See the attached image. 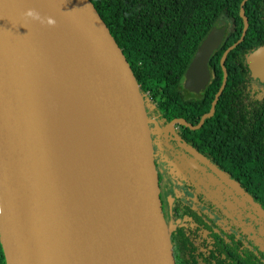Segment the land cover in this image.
Returning <instances> with one entry per match:
<instances>
[{
  "label": "water",
  "instance_id": "95a60500",
  "mask_svg": "<svg viewBox=\"0 0 264 264\" xmlns=\"http://www.w3.org/2000/svg\"><path fill=\"white\" fill-rule=\"evenodd\" d=\"M67 1L102 48L96 54L78 47L75 54L79 58L89 53L94 58L91 81L106 121L115 176L108 188L102 187L101 201L106 202L103 194L104 199L112 196L116 207L108 222L122 228H108L100 216L101 206L96 205L98 227L80 216L66 221L63 198L73 207L94 203L79 198L80 179L74 180L79 188L73 193L59 189L65 178L53 160L40 91L43 80L37 73L41 52L33 17L26 15L29 0H0V244L5 264H175L172 228L165 223L159 197L145 98L93 3ZM226 30V26H213L203 38L184 72L185 89L195 93L205 89L210 81L209 59ZM247 64L251 74L264 82V45L248 54ZM63 164L70 165V159ZM72 166L86 167L77 161Z\"/></svg>",
  "mask_w": 264,
  "mask_h": 264
},
{
  "label": "trees",
  "instance_id": "16d2710c",
  "mask_svg": "<svg viewBox=\"0 0 264 264\" xmlns=\"http://www.w3.org/2000/svg\"><path fill=\"white\" fill-rule=\"evenodd\" d=\"M90 1L126 57L140 93L156 100L164 117L190 114L197 123L209 114L192 131L194 143L202 158L249 200L204 161L201 169H177L180 182L205 195L207 185L212 186L206 199L223 211L239 235L200 226L190 207L180 208V217L187 215L170 236L175 264H264L262 240L254 233L256 219L264 221V82L247 64L248 54L264 45V0ZM220 17L230 20V28L209 59L213 78L200 100L185 102L178 91L184 72ZM247 209L250 224L245 228ZM0 264H5L1 244Z\"/></svg>",
  "mask_w": 264,
  "mask_h": 264
},
{
  "label": "bare ground",
  "instance_id": "6f19581e",
  "mask_svg": "<svg viewBox=\"0 0 264 264\" xmlns=\"http://www.w3.org/2000/svg\"><path fill=\"white\" fill-rule=\"evenodd\" d=\"M29 5L30 9L39 14V19L33 18L41 52L37 73L43 80L40 91L53 148V160L55 165L66 173L68 170L63 167L65 165L63 163L68 159V151L65 148L66 135L72 137L75 133L78 135L80 133V136L85 138L83 142L88 143L86 145H92L101 151L103 148L99 133L102 131L104 133L106 121L91 81L94 58L89 53H83L79 58L75 54L78 47H86L96 54L101 53L102 48L88 34L67 0H29ZM49 18L54 23L49 24L47 22ZM106 138L108 142L107 135ZM103 163L105 161L96 165L91 164L90 170L84 167L79 171L77 179L82 180L80 183L85 198L91 199L94 203L89 212V220L95 222V226L98 227L100 216H103L107 227L117 231L122 226L108 222V218L115 210V201L112 196L104 199V194L103 200L106 202L101 201L102 187L108 188L110 181L115 179L114 173L112 175V163L109 170L108 162ZM103 171L108 175L103 176ZM59 183V189L64 190L63 187L66 185H62V180ZM78 195L81 199L80 191ZM63 199L67 222H74L77 216L84 219L82 205L73 207L71 203L67 204L65 198ZM95 205L101 206L100 216L95 212L97 209ZM111 225L115 226L110 227Z\"/></svg>",
  "mask_w": 264,
  "mask_h": 264
},
{
  "label": "flooded vegetation",
  "instance_id": "af4514ba",
  "mask_svg": "<svg viewBox=\"0 0 264 264\" xmlns=\"http://www.w3.org/2000/svg\"><path fill=\"white\" fill-rule=\"evenodd\" d=\"M228 31L229 29L226 30V34ZM208 68L211 81L213 78V68L209 67V62ZM183 81L184 76L178 89L182 100L189 103H193L194 100H200L204 89L198 93L189 91L184 88ZM144 104L149 118L148 127L153 150V161L158 178L162 213L167 227L172 228L169 237L175 231L176 225L182 222V217L187 215L185 213L180 217L182 211H184L183 209L186 210V206L190 207L191 211H194L192 217L195 218L200 226L203 223L205 227H210L217 233L219 232V228H222L224 231L238 236L237 230L227 224V217H224L223 211L206 199V195L210 196L211 185H207L205 195L199 192L193 185L180 182L179 177H177L179 174L176 172L179 168L186 170L188 168L201 169L202 167L203 161L200 159L202 157L200 155L201 150L198 143H194L192 131L197 130L201 126L203 118L207 114H202L197 123H193L194 121L190 120V114L167 119L159 111L156 100L147 97ZM221 185L223 188H227L225 184L221 183ZM233 197V195H230L229 199ZM240 211H235V214ZM246 215H250L249 209L244 211V222L242 224L243 226L245 225V228L247 224H250V220L246 218ZM239 239L242 240V237L239 236Z\"/></svg>",
  "mask_w": 264,
  "mask_h": 264
},
{
  "label": "rangeland",
  "instance_id": "374dc122",
  "mask_svg": "<svg viewBox=\"0 0 264 264\" xmlns=\"http://www.w3.org/2000/svg\"><path fill=\"white\" fill-rule=\"evenodd\" d=\"M215 26H218V27L226 26V28L228 30L230 28V20L225 18V17H220L219 20L217 21V25H215ZM145 98H146L145 100H147V95H145ZM104 133H105V131H104ZM104 133H103V131L101 132L102 135L99 133V136H100L101 140L103 141L102 151H101V149H99V148L97 149L92 145L91 146L86 145L88 143L83 142V140L85 138H84V136L82 137V135L80 136V133H79V135L77 133H75V135H73L72 137H68V135H66L65 145H67V147H65V148L68 151L67 156L70 159L71 164L70 165L68 164L67 166H63V167H66L68 170V172H66V173H64L63 170H61L60 168L58 170V172L61 174V176L65 178L64 181H62L63 182L62 185H66L63 187V188H65V191L73 193V192H75V190H77L79 188V183H75L74 180L79 177V171L80 170L76 169L74 166H72V161H77L78 163L82 164L83 166H86L87 169H89V170L91 169V164L96 165L98 163H102L103 161H105V163H103V164H106L108 162L107 169L108 170L110 169L109 167L111 165L110 163L112 162V158L110 157V148H109V143L107 142V138L105 135L106 133L105 134ZM82 134L84 135V132ZM103 149H104V151H103ZM103 152H105V153H103ZM104 155H106V157H104ZM67 178L69 179V181H66ZM80 192H81V199H86L84 194H83L82 185H81ZM239 202H240V200L238 201V203ZM82 206H83L82 207V213L84 214L83 217H84V220L86 219L85 221H87L89 219V212H90L91 207L84 206L83 202H82ZM93 225H96L95 222H93ZM254 233L256 234V236H258L260 238V240H262V246L261 247L264 248V221H262L259 218L256 219V227H255Z\"/></svg>",
  "mask_w": 264,
  "mask_h": 264
},
{
  "label": "clouds",
  "instance_id": "9594fccd",
  "mask_svg": "<svg viewBox=\"0 0 264 264\" xmlns=\"http://www.w3.org/2000/svg\"><path fill=\"white\" fill-rule=\"evenodd\" d=\"M26 15H28V16H30V17H33L34 19H39V14L36 13V12H35L34 10H32V9L27 10ZM47 22H48L49 24L54 23V21H53L52 19H50V18L47 20Z\"/></svg>",
  "mask_w": 264,
  "mask_h": 264
}]
</instances>
